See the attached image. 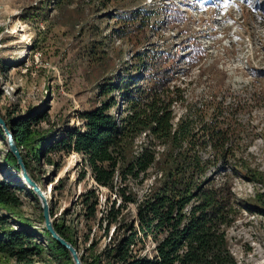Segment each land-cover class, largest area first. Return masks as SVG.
Returning a JSON list of instances; mask_svg holds the SVG:
<instances>
[{
    "label": "rangeland",
    "instance_id": "1",
    "mask_svg": "<svg viewBox=\"0 0 264 264\" xmlns=\"http://www.w3.org/2000/svg\"><path fill=\"white\" fill-rule=\"evenodd\" d=\"M128 76L139 86L160 78L158 91L176 99L174 126L185 118L198 137L201 120L211 118L225 133V154L199 151L207 162L199 180L231 207L225 235L236 264H264V0H0V117L8 129L28 119L35 137L19 155L45 195L53 227L73 238L82 264H107L99 253L114 225L106 235L100 215L105 199L109 205L119 197L96 184L78 153L43 148L35 156L36 138L53 143L82 129L80 114L109 98L110 112L124 116L122 90L105 93L101 85ZM147 140L141 133L128 142L126 160ZM152 143L159 156L142 182L116 177L137 202L159 185L169 154L177 152L170 142ZM0 181L11 182L20 201L0 206V215L31 236L26 245L41 248L22 262L0 254V264H71L51 249L40 200L22 179L6 136ZM89 190L98 197L94 215L84 199ZM120 220L136 224V203L127 204ZM153 246L147 238L134 252L151 256Z\"/></svg>",
    "mask_w": 264,
    "mask_h": 264
},
{
    "label": "trees",
    "instance_id": "2",
    "mask_svg": "<svg viewBox=\"0 0 264 264\" xmlns=\"http://www.w3.org/2000/svg\"><path fill=\"white\" fill-rule=\"evenodd\" d=\"M151 80L150 85L139 86L134 84L137 82L134 76H128L119 84H102V92L105 93L112 91L114 86L122 90L121 95L128 108L124 116L117 117L110 112L115 101L109 98L101 106L80 114L82 129L69 131L53 143L47 137L37 136L33 153L37 156L45 148L46 152L80 154L96 184L119 197L118 202L113 199L109 205L105 199L100 215L106 235L110 226L114 225L108 242L99 253L107 264H236L225 235L226 227L233 221L231 207L216 189L204 188L199 180L207 168V162L201 158L199 151L208 147L213 148L215 153L225 154V133L215 126L211 118L201 120L202 132L198 137L185 118L174 126L171 106L176 99H171L169 93L163 90L158 91V86L162 85L159 77L153 76ZM212 111L215 112V109ZM11 129L18 148L28 147L29 141L35 137L28 119L15 121ZM141 133L150 140L126 160V144ZM0 138H5L1 128ZM153 141L161 145L170 142L177 152L169 154L159 185L137 202L125 185L116 186V177L119 175L121 183L128 177L142 182L159 156ZM25 167L29 171L27 162ZM87 193L85 203L90 215H94L98 197L93 190ZM261 195L264 196V192ZM131 202L136 203V224L135 221L127 223L120 220L123 210ZM19 204L13 184L0 181V206L15 208ZM10 226L7 216L0 215V254L22 262L26 256L39 253L41 248L38 245H26L31 236L25 230ZM54 229L76 246L62 226L54 224ZM46 234L51 249L74 264L69 251L47 230ZM147 238L154 242L153 254H135L134 247L138 244L143 247Z\"/></svg>",
    "mask_w": 264,
    "mask_h": 264
},
{
    "label": "water",
    "instance_id": "3",
    "mask_svg": "<svg viewBox=\"0 0 264 264\" xmlns=\"http://www.w3.org/2000/svg\"><path fill=\"white\" fill-rule=\"evenodd\" d=\"M0 124H2V127H3L4 132H5L7 146L9 148L10 152L16 157L17 162L20 166L22 179L27 184V186L31 190H33V192L38 196V198L40 200L42 210H43V218H44L46 230L51 234L53 239H55L60 245H62L64 248H66L69 251L74 264H82L81 259L78 255V253L76 252L75 248L72 246V244L70 242H68L66 239H64L63 237H61L55 231V229L52 225V221H51L50 216H49L48 202L45 200L44 193L41 191V189L36 184V182L30 177L24 163L22 162V159L19 155L18 147H17L16 142H15L14 137H13L12 129H8L5 126L4 121L1 119V117H0Z\"/></svg>",
    "mask_w": 264,
    "mask_h": 264
},
{
    "label": "bare ground",
    "instance_id": "4",
    "mask_svg": "<svg viewBox=\"0 0 264 264\" xmlns=\"http://www.w3.org/2000/svg\"><path fill=\"white\" fill-rule=\"evenodd\" d=\"M15 31V30H14ZM16 31H21V30H16ZM45 200H46V198H45Z\"/></svg>",
    "mask_w": 264,
    "mask_h": 264
}]
</instances>
